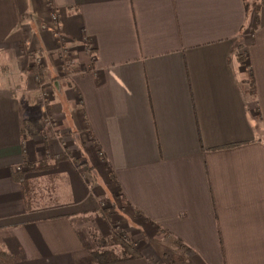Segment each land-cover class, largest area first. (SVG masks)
<instances>
[{
    "label": "crops",
    "instance_id": "1",
    "mask_svg": "<svg viewBox=\"0 0 264 264\" xmlns=\"http://www.w3.org/2000/svg\"><path fill=\"white\" fill-rule=\"evenodd\" d=\"M261 2L0 0V264H264Z\"/></svg>",
    "mask_w": 264,
    "mask_h": 264
},
{
    "label": "rangeland",
    "instance_id": "2",
    "mask_svg": "<svg viewBox=\"0 0 264 264\" xmlns=\"http://www.w3.org/2000/svg\"><path fill=\"white\" fill-rule=\"evenodd\" d=\"M68 57H69V53L67 52V56L64 59L61 58L60 70L58 69V72H59L58 76L59 77L69 73V70H68V68H69ZM43 62H44L43 58L36 57L35 61H34V64H35L34 66H36L39 69H41V67H43L42 65L44 64ZM35 76H37V77H35L36 82L39 83L38 92H40V99L42 100L40 102V104L42 105V108L44 109L43 112H44V117H45V124L47 126V131H48V133H46V135L48 136L50 134L49 132H51V135L53 136V134H55V129L54 128H56V123H55L56 121L53 118L48 117L49 110H48V104H47L49 102V99H51L52 92L51 91L50 92L46 91V93H43L44 92V84H40L39 74H37ZM53 81L51 83H52V86L55 88V85L53 84L54 83ZM85 171H86V169H85ZM107 203L108 202L103 203L104 204L103 208L105 206L107 207V205H108Z\"/></svg>",
    "mask_w": 264,
    "mask_h": 264
},
{
    "label": "trees",
    "instance_id": "3",
    "mask_svg": "<svg viewBox=\"0 0 264 264\" xmlns=\"http://www.w3.org/2000/svg\"><path fill=\"white\" fill-rule=\"evenodd\" d=\"M264 4V0H262L261 4L262 5ZM240 57V60H243V57L242 55L239 56ZM50 167V166H49ZM48 168V167H47ZM51 168V167H50ZM20 181L19 182H22L23 179H19ZM23 183V182H22ZM123 242V241H122ZM122 246H123V254H122V257L124 258H131L133 257L134 255H136L133 250L130 248V246H128L125 242L121 243ZM102 259H105L107 261H113V262H118L121 258V256H116L114 252H106L104 253V255H102Z\"/></svg>",
    "mask_w": 264,
    "mask_h": 264
},
{
    "label": "built area",
    "instance_id": "4",
    "mask_svg": "<svg viewBox=\"0 0 264 264\" xmlns=\"http://www.w3.org/2000/svg\"><path fill=\"white\" fill-rule=\"evenodd\" d=\"M52 18H53V20L55 21V22H57L58 21V16H57V14H55V13H52ZM55 36L57 37V39H59L60 38V34H59V31L58 30H55ZM67 49L66 48H61V57L64 59L66 56H67Z\"/></svg>",
    "mask_w": 264,
    "mask_h": 264
}]
</instances>
